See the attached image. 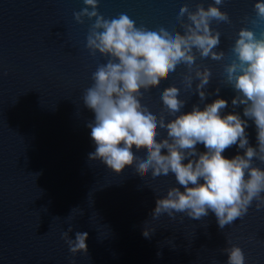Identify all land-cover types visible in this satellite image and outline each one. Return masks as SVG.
<instances>
[{
    "label": "water",
    "instance_id": "obj_1",
    "mask_svg": "<svg viewBox=\"0 0 264 264\" xmlns=\"http://www.w3.org/2000/svg\"><path fill=\"white\" fill-rule=\"evenodd\" d=\"M256 2L224 0L219 6L231 24L213 21L211 28L221 33L216 51L226 56L214 61L196 54V66L212 71L204 102L194 94L197 80L185 91L182 80L189 72L179 66L145 92L141 103L170 120L174 117L160 100L164 88H180L187 101L182 111L188 112L193 104L203 109L215 100L219 87V98L228 101L222 115L244 118L242 106L231 105L232 88L221 81L238 31L258 34L264 28V22H250ZM198 3L207 8L213 0H99L98 11L105 18L127 14L149 29L182 31L176 20L180 7L194 11ZM84 7L83 0H0V264H226L223 249L232 245L243 250L245 264H264V207L257 210L255 201L224 229L211 212L201 220L181 213L174 220L166 214L152 219L156 199L179 187L172 174L142 178L126 167L117 175L100 161H89L95 144L86 125L94 113L84 107L82 95L107 58L86 48L94 19L81 24L73 15ZM246 131L255 147L252 121ZM133 151L146 154L135 146ZM238 151L242 154L234 145L222 155L232 158ZM254 164L264 169L258 160ZM69 226L73 239L77 231L88 233L87 254L70 253L61 235Z\"/></svg>",
    "mask_w": 264,
    "mask_h": 264
},
{
    "label": "clouds",
    "instance_id": "obj_2",
    "mask_svg": "<svg viewBox=\"0 0 264 264\" xmlns=\"http://www.w3.org/2000/svg\"><path fill=\"white\" fill-rule=\"evenodd\" d=\"M83 3L85 7L73 15L81 24L84 18L94 19L86 48L92 56L99 53L107 58L92 73L93 83L82 95L84 107L94 113L86 125L95 144L89 161H100L117 175L126 167H133L142 178L149 173L152 178L172 174L179 187L168 188L166 195L156 199L152 219L166 214L174 220L181 213L201 220L211 212L224 229L242 219L254 201L257 210L264 207V169L254 164L256 160L264 163V28L258 34L241 28L230 48L232 59L223 67L221 83L232 88L231 105L233 109L242 106L244 118L235 112L222 115L228 101L219 98V87L215 89L217 98L203 109L193 104L191 111L183 112L187 101L180 98V88L170 85L160 93L167 116L174 117L166 120L165 115L158 116L141 103L143 94L184 66L189 72L182 80L185 91L192 90L195 79L194 94L201 102L206 100L212 71L196 66V54L224 60L226 53L216 51L221 33L211 28L213 21L231 24L228 13L219 7L224 0H213L207 8L198 3L194 11L187 4L180 7L176 20L182 31L137 26L124 13L105 18L98 11L99 0ZM253 10L255 19L250 22L259 26L264 22V0H257ZM249 121L255 125V147L246 131ZM160 129L166 131L165 136ZM197 145L206 150L199 151ZM234 145L242 154L222 155ZM134 146L146 154L137 156ZM72 231L69 226L61 234L70 253L87 254L88 233L77 231L73 239L69 236ZM143 234L148 237L150 232ZM223 251L226 264H245L239 246Z\"/></svg>",
    "mask_w": 264,
    "mask_h": 264
}]
</instances>
